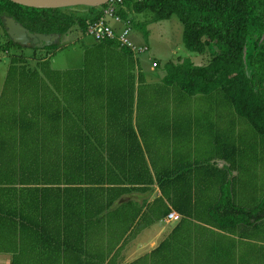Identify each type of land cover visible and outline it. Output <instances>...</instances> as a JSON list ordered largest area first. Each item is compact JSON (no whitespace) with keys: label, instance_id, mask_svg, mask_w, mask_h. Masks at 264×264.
<instances>
[{"label":"trees","instance_id":"obj_1","mask_svg":"<svg viewBox=\"0 0 264 264\" xmlns=\"http://www.w3.org/2000/svg\"><path fill=\"white\" fill-rule=\"evenodd\" d=\"M105 4L35 7L0 0V27L5 35L0 46L4 50L26 46L8 35L5 16L20 21L32 32L70 36L77 30L82 35L87 24L102 15ZM77 6L83 10L75 9ZM131 10L148 12L155 20L175 14L182 24L184 45L191 51H211L205 64H196L186 56L165 61L164 80L174 89L177 101L184 94H207L211 102L229 104L243 118L248 137L241 131L236 138L224 139L221 149L229 161L226 167L241 173L248 168L246 183H258L259 192L252 204L237 203L234 178L242 183L244 175L238 173L231 181L226 176L215 203L216 216L246 221L264 216V175L257 181L246 163V154L249 159L261 160L264 153V0H122L117 12L127 16ZM251 37L254 49L246 53ZM101 41L103 45L117 44L114 39ZM58 44L31 46L30 57L36 59L32 69L27 67L29 57L13 55L0 91L3 251H17L21 239L14 237L20 232L89 234L103 225L104 218L114 216V185L109 184L115 182L112 172L117 163L112 152L120 144L102 143V129L96 126V91L113 87L104 57L109 53L104 49L91 55L86 52L82 67L50 69L48 57ZM38 49L45 50L43 55L36 56ZM121 50L120 55L132 60L129 48L122 46ZM67 90L73 92L69 97ZM131 98L130 93L128 101ZM112 99L111 94L106 97L108 102ZM107 115L119 118L112 111ZM130 135L136 137L133 131ZM160 177L156 176L161 187ZM216 224L233 232L242 230L226 222ZM106 230L112 232L114 225H106Z\"/></svg>","mask_w":264,"mask_h":264},{"label":"crops","instance_id":"obj_2","mask_svg":"<svg viewBox=\"0 0 264 264\" xmlns=\"http://www.w3.org/2000/svg\"><path fill=\"white\" fill-rule=\"evenodd\" d=\"M121 19L106 16L116 29L123 26L125 19H133L134 40L148 42L149 34L142 21L154 20L150 13L131 10ZM72 40L71 35H60L54 51ZM121 47L118 43L103 45L101 40H96L92 52L87 47L89 55L96 50L107 51V69L113 71V87L96 91L95 105L96 126L102 129L99 139L102 143L120 144L112 152L117 163L112 172L115 182L109 184L114 185V216L104 218L103 225L89 234L20 232L14 237L21 239L17 251L0 250V264H131L143 253L161 250L175 255L169 264H264V216L247 221L233 216L224 219L215 211L222 182L241 173L226 167L229 161L221 149L224 139L236 138L241 132L234 126L237 113L233 115L235 111L229 104L211 102L207 94H184L177 101L174 89L164 80L162 64L167 60L151 52L154 50L149 45L139 56L132 55L131 60L119 54ZM181 53L168 60L186 56L196 64H205L211 56L209 50ZM195 54L200 59L194 58ZM82 65L48 68L64 71ZM68 90L67 97L73 93ZM110 94L113 99L108 102ZM170 96L174 102L167 99ZM110 111L118 113L119 118H109ZM226 114L228 121L222 127ZM132 131L136 137L130 135ZM157 175L163 180L161 187ZM245 178L242 183L234 178L233 197L237 203L250 205L259 187L246 183ZM170 209L181 214L177 220L165 219ZM220 222L239 227L241 233L218 227L216 223ZM106 225H114V230L107 232ZM43 239L50 242L44 243ZM63 239L66 241L61 242ZM102 240L105 243L99 245ZM106 240L111 242L107 245ZM94 248L97 251L93 252Z\"/></svg>","mask_w":264,"mask_h":264},{"label":"rangeland","instance_id":"obj_3","mask_svg":"<svg viewBox=\"0 0 264 264\" xmlns=\"http://www.w3.org/2000/svg\"><path fill=\"white\" fill-rule=\"evenodd\" d=\"M75 9H81L83 10L82 7H75ZM145 12V11H144ZM136 16H138L136 14ZM133 19H132V32L131 36H134V29H133ZM143 28L146 30V32L149 34L148 35V42L145 39H142V42H147L150 48H152L151 51L157 56L161 58V60L165 61L168 59H171L174 55L185 52V51H191L189 50L183 43L182 41V24L178 20L177 16L175 14L171 15L169 18H164V19H159V20H147V21H142ZM7 28L12 27V23H7L6 24ZM6 30V27H5ZM78 34V35H77ZM71 38L74 39L72 42L68 43L67 45L61 46L58 50L54 51V49H51L52 53L48 57V64L47 66H58L60 68H64L65 65H81L84 61V56L86 55L87 52V47L88 52H92L93 48L96 45V40L89 34H82L80 35L79 31H71ZM139 38V37H138ZM5 39V35L3 32V29L0 27V44L3 42ZM253 37L249 38L246 42V47L245 51L246 53L251 52L254 49L253 45ZM178 44L182 47L181 49L178 47ZM75 45V46H73ZM45 50H40L38 49L35 54L36 56L43 55ZM33 53L32 47L31 46H25L23 48H18V47H11L8 50H4L0 46V90L2 88V85L4 84V79L6 76L7 69L10 64V59L13 55H19L21 56H27L29 58L27 61V67H30L31 69L34 68V65L36 61L30 57V55ZM183 54V53H181ZM198 54V53H197ZM195 54L194 58H197L198 55ZM204 55V54H202ZM161 69V68H159ZM251 67L248 66V73H250ZM113 72V71H112ZM112 72H109L112 74ZM152 90V87L149 89V91ZM169 101L174 102L172 99V96L167 98ZM154 100V97H153ZM157 101V100H156ZM155 101V102H156ZM182 101V102H186ZM232 114V113H231ZM229 114H226L222 117L221 125L222 127H225L227 121H228V116ZM233 115L236 116L235 112H233ZM236 127H240L241 131L244 134H247V127L248 125L243 121V118L241 119L238 117L237 123H234ZM248 137V134H247ZM241 145H245L244 142H241ZM260 154V153H258ZM248 157V160H246V163H249V168L250 169H255L251 170V173L256 175V180L260 181V179L264 175V153L260 154L263 159L257 160L256 158L249 159L251 156L246 154ZM258 168V169H256ZM241 175H244V178L247 176V173L243 172ZM257 186L258 185L257 183ZM262 191H264V186L262 187ZM92 242V241H91ZM94 242V241H93ZM111 241H107L106 243H110ZM105 241H99V245H103ZM107 246L102 247L101 249H106ZM97 251L96 248L93 249L94 251ZM90 255V254H88ZM115 258V257H114ZM175 259V255L173 252H165L164 250H161L160 253H143L139 258L135 261L132 262L131 264H169ZM61 263H65L64 261ZM66 264V263H65Z\"/></svg>","mask_w":264,"mask_h":264},{"label":"built area","instance_id":"obj_4","mask_svg":"<svg viewBox=\"0 0 264 264\" xmlns=\"http://www.w3.org/2000/svg\"><path fill=\"white\" fill-rule=\"evenodd\" d=\"M105 3V6L102 7V15L87 24L85 34L91 35L95 40L114 39L119 45L129 48L133 56H139L142 52L146 51L148 48L147 43L136 41L131 36L132 21L130 19H125L120 29L114 28L106 20L107 15L115 20H122L121 15L117 12L122 0H107ZM180 215L178 211L170 209L164 217L167 221H172L177 220Z\"/></svg>","mask_w":264,"mask_h":264},{"label":"water","instance_id":"obj_5","mask_svg":"<svg viewBox=\"0 0 264 264\" xmlns=\"http://www.w3.org/2000/svg\"><path fill=\"white\" fill-rule=\"evenodd\" d=\"M21 4L35 7H58L74 5H101L107 0H12ZM4 26L8 35L19 44L26 46H44L53 43L60 36V33H40L32 32L22 23L11 16H5ZM12 23V27L7 28L6 24Z\"/></svg>","mask_w":264,"mask_h":264}]
</instances>
